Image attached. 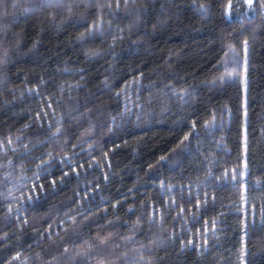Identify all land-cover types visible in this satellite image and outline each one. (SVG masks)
Listing matches in <instances>:
<instances>
[{
    "label": "trees",
    "instance_id": "16d2710c",
    "mask_svg": "<svg viewBox=\"0 0 264 264\" xmlns=\"http://www.w3.org/2000/svg\"><path fill=\"white\" fill-rule=\"evenodd\" d=\"M0 264H264V0H0Z\"/></svg>",
    "mask_w": 264,
    "mask_h": 264
},
{
    "label": "snow or ice",
    "instance_id": "6c2138e0",
    "mask_svg": "<svg viewBox=\"0 0 264 264\" xmlns=\"http://www.w3.org/2000/svg\"><path fill=\"white\" fill-rule=\"evenodd\" d=\"M118 4H119V0H117V5H118ZM248 5H249V7L251 8L252 5H253V0H248ZM229 7H231V5H229ZM229 53H234V49L229 48V52H228V53H225V60L222 61V64L227 65V64L229 63V60H230V59H234V57H233V56H230ZM233 75H234V73L228 71L227 67H225V73H224V76L221 77V79H222V80H223V79H229V78H231ZM187 139H188V136H185V140H187ZM233 179H235V177H233ZM189 243L191 244L192 242L189 241ZM17 258H18V257H17Z\"/></svg>",
    "mask_w": 264,
    "mask_h": 264
},
{
    "label": "rangeland",
    "instance_id": "374dc122",
    "mask_svg": "<svg viewBox=\"0 0 264 264\" xmlns=\"http://www.w3.org/2000/svg\"><path fill=\"white\" fill-rule=\"evenodd\" d=\"M245 92H247V87H245ZM245 97H246V93H245Z\"/></svg>",
    "mask_w": 264,
    "mask_h": 264
}]
</instances>
